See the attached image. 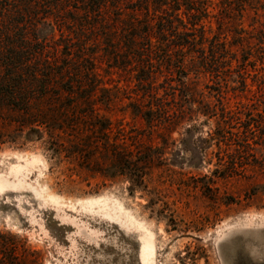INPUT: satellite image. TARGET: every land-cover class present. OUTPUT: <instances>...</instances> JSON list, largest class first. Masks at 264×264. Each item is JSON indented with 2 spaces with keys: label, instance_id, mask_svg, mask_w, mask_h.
I'll return each mask as SVG.
<instances>
[{
  "label": "trees",
  "instance_id": "1",
  "mask_svg": "<svg viewBox=\"0 0 264 264\" xmlns=\"http://www.w3.org/2000/svg\"><path fill=\"white\" fill-rule=\"evenodd\" d=\"M237 1L221 0L219 33L210 35L213 0H0V119L27 130L30 141L47 137L56 158L77 164V176L124 178L132 193L144 190L163 150L140 149L118 121L101 113L112 102L103 96L110 89L98 72L105 61L137 82L142 96L130 104L131 113L149 128L186 124L192 134L200 117L214 120L205 140L216 145L217 162L203 177L204 194L216 204H236L218 184L243 179L244 206L264 209V101L239 108L226 96L233 62L246 91L249 59L264 54L262 41L255 49L252 36L234 22L235 12L242 16L253 3ZM63 25L76 36L65 35ZM208 76L214 85L205 91L199 84ZM0 254L9 264L18 259L15 248Z\"/></svg>",
  "mask_w": 264,
  "mask_h": 264
},
{
  "label": "rangeland",
  "instance_id": "2",
  "mask_svg": "<svg viewBox=\"0 0 264 264\" xmlns=\"http://www.w3.org/2000/svg\"><path fill=\"white\" fill-rule=\"evenodd\" d=\"M242 1L255 8L247 7L242 16L235 12L234 22L252 36L255 49L262 41L264 53V0L236 4ZM220 2L213 0L210 8V35L219 33ZM67 27L63 25L65 35L74 36ZM56 35L60 37L58 30ZM256 55L247 64L246 91L241 90L238 62L232 64L226 96L233 107L264 101V54ZM98 72L110 89L103 96L112 99L110 111L101 113L118 121L116 126L121 124L140 149L160 147L162 164L148 170L147 188L132 193L124 178L105 180L88 172L77 176V164L56 158L47 137L30 141L27 130L0 119V180L5 183L0 189V251L17 249L14 264H143L142 247L151 237L154 264H264V209L244 206L247 183L238 178L219 182L221 194L236 200L230 206L204 194L203 177L211 176L217 162L216 145L205 140L215 130L214 120L206 124L200 117L192 134L186 133V124L169 131L151 129L131 113L130 104L142 96L137 82L105 61ZM210 79L202 78L199 88L207 91L206 84L214 85ZM155 129L159 132L150 135ZM91 199L123 206L131 221L90 208L86 202ZM0 258V264H9L2 254Z\"/></svg>",
  "mask_w": 264,
  "mask_h": 264
},
{
  "label": "bare ground",
  "instance_id": "3",
  "mask_svg": "<svg viewBox=\"0 0 264 264\" xmlns=\"http://www.w3.org/2000/svg\"><path fill=\"white\" fill-rule=\"evenodd\" d=\"M17 169V168H16ZM5 187V183L0 180V189H3ZM108 200H88L86 204L90 208H94L95 206H98L101 211H104L106 216L110 218H117V219H123L125 223H128L131 221V216H129L128 212L123 208V206L118 205V204H109ZM102 205V207L100 206ZM133 220V219H132ZM145 244L142 247V252H141V259L143 264H154L153 260V255H154V245L151 240V237H147L145 239Z\"/></svg>",
  "mask_w": 264,
  "mask_h": 264
}]
</instances>
